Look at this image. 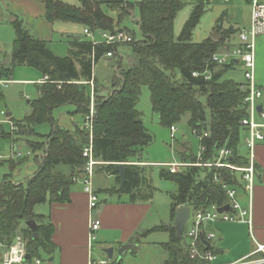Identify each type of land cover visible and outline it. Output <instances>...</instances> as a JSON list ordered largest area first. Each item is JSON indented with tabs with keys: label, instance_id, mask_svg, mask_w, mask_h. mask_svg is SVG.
<instances>
[{
	"label": "trees",
	"instance_id": "16d2710c",
	"mask_svg": "<svg viewBox=\"0 0 264 264\" xmlns=\"http://www.w3.org/2000/svg\"><path fill=\"white\" fill-rule=\"evenodd\" d=\"M43 1L45 17L50 22L78 23L93 32L127 29L122 27V22L133 13L134 6L130 0H79L80 5L62 0ZM209 3L199 0L193 4L190 16L176 38L175 20L185 6L184 1L138 0L137 23L141 38L125 44L131 49L134 61L121 69L122 77L114 75L112 88L99 85L94 77V157L107 171L115 174L119 182L121 178L115 165L127 163L124 183L110 190L127 194L131 202H148L154 193L150 175L153 165L141 164L145 148L154 140L145 125L143 112L137 107L143 86L150 89L152 109L159 114L162 126L169 128L178 124L189 113L188 123L192 131L195 128L210 131V136L204 139L208 147L204 160L213 159L216 148L227 145L234 149L235 163H247L241 149L245 128L240 123L248 115L244 103L247 91L241 88L242 83L225 78L234 62L220 64L212 59L213 54L231 44L227 39L239 28L227 29L225 34H220V39L212 35L200 42L192 40L193 31ZM218 22L220 31L222 18ZM14 26L16 37L11 62L9 65L0 64V79H11L18 65L35 67L43 76H48V81L39 83V96L31 102V113L22 121L14 122L21 126V134L26 135L34 150L46 148V155L42 159L35 156L39 170L26 182L14 183L10 174L4 175L0 182V241L10 245L16 235L21 234L27 240L30 254L26 263L33 264L35 258L47 256L52 259L57 248L52 239L54 224L46 215L37 214L34 206L70 201V188L75 182L73 176L85 165L83 149L90 140L89 130L85 127L71 130L60 126L53 117V109L73 104L76 112L86 116L90 110L91 86L83 81L93 78V62L97 63L106 52L120 47L95 44L81 36L70 41L67 55L60 56L45 39L26 28L22 20L17 18ZM205 70L211 72V79L193 75L195 71ZM9 118L12 119V115ZM46 121L52 124L51 131L45 135L46 141L31 140L29 136L36 133L33 126ZM3 134L7 136L9 132ZM179 154L181 159L197 161V155L189 152L187 147ZM61 165L68 166L70 171L59 170ZM214 172L212 168L190 166L182 172L172 173L162 166L160 175L178 185V190L170 194L172 222L154 227L170 232V240L163 243L169 252L163 264H209L190 251L185 233L179 237L174 222L182 205L205 209L228 203L223 186L213 181ZM227 179L230 184H239L232 174L228 173ZM30 219L39 224L36 238L26 224ZM199 246L206 248L203 241ZM209 247L214 250L212 245Z\"/></svg>",
	"mask_w": 264,
	"mask_h": 264
},
{
	"label": "rangeland",
	"instance_id": "374dc122",
	"mask_svg": "<svg viewBox=\"0 0 264 264\" xmlns=\"http://www.w3.org/2000/svg\"><path fill=\"white\" fill-rule=\"evenodd\" d=\"M62 1L73 5H80L79 0ZM130 1L134 3L132 8L133 14L131 13L123 20L122 27H126L127 30H130L134 34L136 40H138L141 38V32L137 23L139 19L138 0ZM183 1L185 6L179 11L174 25L176 38L180 35L185 22L189 18L193 4L199 0ZM250 14L251 6L242 0H234L229 3H225L221 0H210L206 13L193 31L192 40L200 42L212 36L220 24L218 22L220 18H222V27L220 31L218 29V33L225 34L227 29L232 27L237 28L241 24L246 23L250 18ZM14 18L15 16L10 13V15L5 17L4 22H0V51L10 50L12 52L13 41L16 37ZM23 24L32 33L36 32L33 25H29L27 21H24ZM54 25L56 31L50 40L48 39V45L60 56L68 54L70 41L77 35L83 36L85 39L91 41L102 40L103 38L98 31L92 33V35L85 33L82 24L56 21ZM62 28L69 32L64 33ZM237 40V34L234 33L228 37L227 43H234L237 42ZM126 43L118 45L120 48L116 51L113 50V57L104 56L96 63L95 74L98 76L97 81L99 85L101 84L102 86L112 88L113 84L111 83V79L114 75L122 77L121 69L125 68V66H130L134 61L132 51L125 45ZM224 49L225 47H222L220 51L223 52ZM243 72V64L236 63L232 69L227 71L225 78L240 81L244 79ZM42 77L43 75L39 69L28 65H18L13 70V78L10 79L11 81L0 88V109L4 111V114H0V182L6 174L11 175L14 183L26 182L39 170V164L36 162L35 156L37 155L42 159L44 155H46V148L35 151V147H32L27 142L26 135L21 134V126L14 123L22 121L25 116L31 113V102L39 96V83ZM137 107L143 112L144 122L148 125L150 133L154 136L153 142L144 150L145 157L159 161H180L181 158L179 153L184 150V147H188L189 152L193 154L197 155L199 153L201 144L198 136L193 134L188 123L189 113L183 117L180 123L176 124L178 130L175 134V138L172 139L169 128L162 126L159 114L155 113L152 109L150 89L147 86H143L142 88V94ZM7 112L12 113L11 120L7 118ZM53 117L60 126L67 129L73 130L77 127L85 126L86 118L84 114L76 112V106L73 104H64L55 107L53 109ZM13 123L17 127L14 130L12 129ZM33 127L36 133L29 136V138L34 141L45 142V135L51 131L52 124L49 121L39 122ZM6 132H9V135H7L8 137L3 134ZM14 147L23 153L22 157H12ZM241 149L245 150V147L241 145ZM29 152L30 154H28ZM99 165L102 164H98L97 166ZM161 168L162 163H158L151 168L150 175L154 186V193L153 197L148 201V203H150V209L145 216V220L141 223L140 227H138L137 233L132 238L131 244H133V247L126 250L122 255H119L118 251L121 248L120 245H109V243L105 242L101 243L102 240L97 239L94 249L95 256L109 258L105 249L114 247V257L109 259L112 261V264H163L165 258H168L169 252L163 246V243L170 240V232L163 229H154V227L172 222V200L170 194L178 190V185L173 180L162 177L160 175ZM58 169L66 173L70 171V168L66 165H61ZM99 194L110 199V197L106 196L103 192H99ZM123 196L127 197L128 195L123 194ZM240 199L242 201L245 199L248 200L244 190L240 192ZM48 210V202L38 203L34 206V211L37 214L45 215L48 213ZM192 218L193 217L189 218L185 226V236L186 231H188L192 225ZM33 264H35L34 261Z\"/></svg>",
	"mask_w": 264,
	"mask_h": 264
},
{
	"label": "built area",
	"instance_id": "2783aa9c",
	"mask_svg": "<svg viewBox=\"0 0 264 264\" xmlns=\"http://www.w3.org/2000/svg\"><path fill=\"white\" fill-rule=\"evenodd\" d=\"M210 1V0H207ZM225 3H229L234 0H221ZM247 2L251 6V19L250 24L241 26L237 34V42L225 46L223 52L219 51L213 54L212 59L220 64L224 63H242L244 66V78L245 82L241 84V88L247 91V95L244 99V103L248 110V115L241 120V125L245 128V133L242 139V146L245 150H242L247 158L246 164H238L233 161L234 149L222 145L216 148L214 152V158L210 160H204L205 153L208 149L204 143V139L210 136V131L205 128L193 129V134L198 136L200 141V151L197 154V161L192 162L186 159L180 161H171L166 163V166L170 169V172H182L190 166H199L205 168L215 169L213 175V181L221 184L226 191L228 197L229 210L220 211V208L224 206H218L217 204L211 207L193 208L191 206L190 217L192 218V225L188 231H186V239L190 251L198 255L201 259L207 261L209 264L216 263L217 254L214 250L210 249L209 245L212 244L216 237L215 232L207 229L208 224H213L218 221L228 222H247L252 224V196L254 187L257 181L258 166H257V154L256 148L260 142H264V122L259 120V116L264 118V111L259 110V100L262 97L263 90L256 79V49L257 43L260 37L264 36V0H242ZM133 14V13H132ZM84 32L92 35L93 31L85 28ZM103 36L102 40H93L95 44L107 43L112 45H120L122 43H129L136 40L134 34L127 29L116 28L111 31H98ZM113 57L114 51L106 52L102 57ZM93 78L89 81H83L91 86V104L89 113L85 116V128L89 130L90 140L89 143L83 149V156L86 159L85 165L81 171L73 176L75 182L80 181L83 184L84 191L89 197V240L90 243H94L97 238V232L101 228V219L94 212L99 203V195L94 187V173L95 167L102 162L94 157L93 151V127L95 122L96 108H95V65L93 62ZM193 75L198 77L203 75L205 79H211L212 74L209 70L204 72L195 71ZM10 79H0V88L7 85ZM48 81V76H45L43 82ZM41 82V83H43ZM0 114H4V111L0 109ZM7 116V113H6ZM10 116H7L8 119ZM11 120V119H10ZM13 130L17 127L12 126ZM178 127L176 124L169 127L171 138H175ZM14 158H20L23 153L18 151L16 147L13 149ZM30 154V152L28 153ZM141 164H144L141 162ZM228 173L236 176L239 180V184H230L227 179ZM244 190L249 206L245 207L240 199V192ZM190 206V205H189ZM189 220V219H188ZM203 241L205 249L200 248V242ZM4 249V254L0 257V264H23L26 263L27 255V240L21 235H16L14 241L10 245L0 244V248ZM6 247V249H5ZM2 249V250H3ZM263 252L264 245L259 244L257 249L250 255L236 260L231 263L225 264H264V256L254 257L255 254ZM109 259L94 260L91 259L89 264H108ZM35 264H51L49 261L42 258H35Z\"/></svg>",
	"mask_w": 264,
	"mask_h": 264
},
{
	"label": "crops",
	"instance_id": "0c3cea01",
	"mask_svg": "<svg viewBox=\"0 0 264 264\" xmlns=\"http://www.w3.org/2000/svg\"><path fill=\"white\" fill-rule=\"evenodd\" d=\"M10 13L23 22L27 21L29 25H33L36 31L34 34L47 42L56 31L54 23L45 17L43 0H0V22H4L5 17ZM250 19L251 14L249 20L238 26V28L249 25ZM63 32L68 33L69 31L64 30ZM10 52V50L0 51V64L5 60L7 54L11 55L12 52ZM95 76L98 78L96 74ZM44 79L45 76L41 78V82ZM256 79L263 90L259 105L262 107L260 110L264 111V36L260 37L257 43ZM238 82H245V78ZM9 113L12 115L11 112ZM258 118L264 122V118L260 116ZM145 125L149 129L146 123ZM256 154L258 174L251 204L252 224L218 221L215 224L207 225V229L216 234L211 244L217 254L216 263L234 262L253 253L259 244L264 245V142L257 145ZM143 161L142 163L153 166L158 163L166 166V163L171 162L152 160L145 156ZM93 180L94 187L99 195V203L94 212L101 219V228L97 232V239H101V243L105 242L109 245L121 246L124 243H132V238L137 233L138 227L145 220V216L150 209V203L131 202L129 196L125 197L116 191L112 192L110 189L118 188L121 186V182L115 174L107 171L103 165L95 167ZM99 192H103L110 199L101 196ZM69 195L70 201L67 203H48L49 210L45 215L54 224L55 230L52 239L57 248L52 259H48L47 256L42 259L49 261L51 264H89L91 259L97 261L110 259L95 256V242L90 243L89 197L84 191L83 184L80 181L74 182ZM242 203L245 207L249 206V201L246 199ZM0 244H2L1 241ZM2 249L0 248V257L4 254V249ZM262 256H264V253L259 252L254 257ZM108 264H112V261H109Z\"/></svg>",
	"mask_w": 264,
	"mask_h": 264
},
{
	"label": "water",
	"instance_id": "95a60500",
	"mask_svg": "<svg viewBox=\"0 0 264 264\" xmlns=\"http://www.w3.org/2000/svg\"><path fill=\"white\" fill-rule=\"evenodd\" d=\"M17 18H14V21ZM220 24L218 25L217 29L215 30L213 37L216 39H220L222 37V35H220L218 33V28H219ZM81 36L77 35L75 36V39H80ZM11 62V55H7L5 60L2 61L1 64L3 65H9ZM262 107L259 105L258 109L260 110ZM7 116H10V113L7 112ZM127 163H116L115 165V171L118 172L120 178H121V185L124 183L125 181V171H126V166ZM230 206L227 204L225 205L223 208H220V211L223 210H229ZM190 212H191V206L189 205H182L178 208L177 210V214H176V218H175V222H174V226L177 230V234L179 237H181L184 233V229L185 226L188 222L189 216H190ZM27 226L33 231V237L36 238L38 235V226L39 224L37 223V221L35 219H30L26 221ZM133 247V244L131 243H124L121 245L119 252V255H122L126 250H129ZM6 249V247H5ZM105 251L108 254V257L111 259L114 256V252H115V248L114 247H110V248H106ZM30 254L27 253L26 258H29Z\"/></svg>",
	"mask_w": 264,
	"mask_h": 264
}]
</instances>
